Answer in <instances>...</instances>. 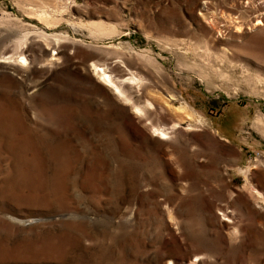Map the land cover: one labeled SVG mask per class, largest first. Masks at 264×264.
I'll return each instance as SVG.
<instances>
[{
	"label": "rangeland",
	"instance_id": "1",
	"mask_svg": "<svg viewBox=\"0 0 264 264\" xmlns=\"http://www.w3.org/2000/svg\"><path fill=\"white\" fill-rule=\"evenodd\" d=\"M0 264H264V0H0Z\"/></svg>",
	"mask_w": 264,
	"mask_h": 264
},
{
	"label": "bare ground",
	"instance_id": "2",
	"mask_svg": "<svg viewBox=\"0 0 264 264\" xmlns=\"http://www.w3.org/2000/svg\"><path fill=\"white\" fill-rule=\"evenodd\" d=\"M260 22L262 23V21H259L258 24H259ZM104 70H105V69H104ZM100 71H101V70H100ZM101 73H103V72H101ZM105 77L107 78V79L104 78V79L106 80V82H107V81H109V82H113V81H112V78H111L112 76L110 77V74H109V75L106 74ZM134 78H135V77H134ZM113 79H114V78H113ZM132 79H133V78H132ZM135 80H136V78H135ZM137 80H138V79H137ZM116 86H117V85H116ZM120 90H121V89H120Z\"/></svg>",
	"mask_w": 264,
	"mask_h": 264
}]
</instances>
